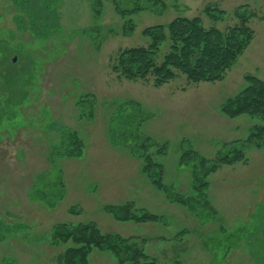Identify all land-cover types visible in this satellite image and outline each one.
Masks as SVG:
<instances>
[{"label": "rangeland", "instance_id": "obj_1", "mask_svg": "<svg viewBox=\"0 0 264 264\" xmlns=\"http://www.w3.org/2000/svg\"><path fill=\"white\" fill-rule=\"evenodd\" d=\"M114 1L0 0V264H64L75 245L56 242L61 226L119 237L148 264H264V148L247 143L264 121L221 112L246 76L264 82V0H118L123 18ZM209 9L226 15L214 22ZM237 12L251 16L254 40L222 82L179 75L156 88L111 70L121 49L147 45V28L199 17L224 31L238 25ZM137 109L147 119L136 131L156 142L148 152L173 197L198 196L183 152L214 160L244 151L246 161L210 176L208 208L171 202L143 174L141 142L113 136ZM129 205L156 221L110 211ZM88 261L119 264L98 249Z\"/></svg>", "mask_w": 264, "mask_h": 264}, {"label": "trees", "instance_id": "obj_2", "mask_svg": "<svg viewBox=\"0 0 264 264\" xmlns=\"http://www.w3.org/2000/svg\"><path fill=\"white\" fill-rule=\"evenodd\" d=\"M114 6L116 13L123 18L118 0L114 1ZM206 15L214 22H218L226 13L209 9L206 10ZM250 18L251 16L239 14L238 25L224 31L206 28L199 17L176 18L167 25L152 26L143 32L147 45L121 49L113 58L111 70L123 80L139 82L151 78L156 88L175 81L179 75L185 77L190 84L222 82L254 40V32L249 27ZM245 82L247 86L239 94L227 99L221 106V112L229 119L248 115L264 121V82L251 76H246ZM142 112L137 109V113L134 111L131 114H122L113 136L124 140L130 138L131 142L135 143L141 142L144 152L141 155L144 158L142 172L158 190L167 194L171 202L185 208L205 202V207L208 208L210 202L207 191L210 176L223 166L246 161L244 151L233 148L231 152L214 160L202 157L196 151L183 152L180 165H187L192 169L194 191L198 196L173 197L171 189H166L162 184L163 164L155 160L157 154L148 152L156 142L143 135L141 131L138 133L136 131L139 127L142 128L144 120L147 119ZM250 135L247 142L249 147L264 148V124L254 127ZM62 143L64 144L65 140ZM69 146L75 147L72 150H76L75 153L81 148L72 143ZM119 208L122 210L110 208L119 221L148 222L156 221L157 218L148 212L142 215L133 214L134 209L130 205ZM90 227L70 229L61 226L55 229L53 237L56 242H71L75 245L64 253V264H89L88 257L93 249L110 251L119 264H148L144 261L145 255L133 245H129V242L116 236H104L95 227Z\"/></svg>", "mask_w": 264, "mask_h": 264}]
</instances>
